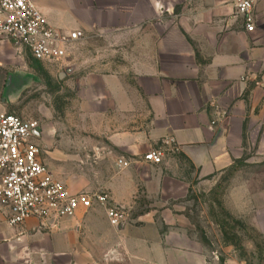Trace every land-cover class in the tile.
I'll return each mask as SVG.
<instances>
[{
  "label": "crops",
  "instance_id": "0c3cea01",
  "mask_svg": "<svg viewBox=\"0 0 264 264\" xmlns=\"http://www.w3.org/2000/svg\"><path fill=\"white\" fill-rule=\"evenodd\" d=\"M235 2L34 0L51 28L84 36L61 64L70 68L67 76L77 71L82 79L76 93L78 122L60 130L38 126L36 144L51 148L48 134L55 131L70 136L62 137V144L93 153L98 173L109 174L96 191L106 192L110 205L127 217L115 229L105 210L94 207L55 226L30 219L9 227L0 207V264H153L147 233L142 225L133 230L131 223L163 215L176 224L171 251L176 257L167 262L161 246L162 261L154 264H221L216 262L218 242L203 246L196 239L186 208L193 181L180 159L200 180L234 171L241 161L251 164L237 170L222 203L264 247V0L255 2L251 33L235 14ZM76 48L79 55L70 58ZM29 57L0 38V110L10 104L3 103L8 75L30 74ZM88 62L90 70L81 71ZM164 138L176 141L177 153L162 148L161 165L142 162L143 154L161 147ZM53 152L58 151H49L52 158ZM118 160L127 165L117 166ZM108 234L118 247L108 246ZM220 249L229 252L228 246ZM116 256L118 263L111 262Z\"/></svg>",
  "mask_w": 264,
  "mask_h": 264
},
{
  "label": "rangeland",
  "instance_id": "374dc122",
  "mask_svg": "<svg viewBox=\"0 0 264 264\" xmlns=\"http://www.w3.org/2000/svg\"><path fill=\"white\" fill-rule=\"evenodd\" d=\"M174 11H176V5ZM165 17H170V15L165 13ZM79 51V48L74 49L70 58L77 57ZM91 67V62L85 63L84 67H81V71L90 70ZM29 69L30 74L37 81L31 82L18 97L10 101L6 112L36 121L38 126L46 125L56 130L70 125L75 126L78 122L76 119V93L82 80L79 73L76 71L67 76L66 70L70 68L49 62L43 63L31 57H29ZM48 135L53 140L52 147L46 148L44 144L38 145L42 160L54 177L66 185L68 189L74 193H91L101 189L100 183L109 181L108 172L98 173V161L93 153L88 155L78 150L76 145L62 144V137H65L66 140L67 137H70L67 134L64 136V134L52 131ZM71 137L72 139L76 138L75 135H71ZM49 151H58V153L53 152L54 157L52 158ZM179 161L189 179L193 181L191 183L192 188L186 196L188 201L186 208L192 212L191 221L197 241L203 246L213 240L218 242L216 246L217 263L262 264L264 262L263 240H259L256 233L242 219L228 213L222 203L227 186L232 177H236L237 170L244 172V169L252 168L251 164L241 161L235 164L234 171L217 173L207 180H200L195 171L184 160L180 159ZM172 209L176 210L175 204ZM143 210L148 211L149 209L146 207ZM159 213H163V210H160ZM124 217H127L126 213ZM131 225L133 230L142 225L143 233H147L150 249L148 259L150 262L152 260L155 262L162 261V255L157 251L161 246L165 249L166 254L163 257L167 262L171 261L173 256L176 257V250L173 249L174 255L171 252L172 248L176 247V224L171 222L170 217L166 215L156 216L153 222L144 224L135 222ZM214 233L217 234L215 239L212 238ZM73 234H71L72 239L70 241L75 242L77 236ZM104 238L108 240L109 247L114 245V247H118L117 242L119 241L111 234L104 236ZM221 246H228L229 252L222 251ZM101 261L108 263L104 259ZM111 262L118 263L117 256L113 257Z\"/></svg>",
  "mask_w": 264,
  "mask_h": 264
},
{
  "label": "built area",
  "instance_id": "2783aa9c",
  "mask_svg": "<svg viewBox=\"0 0 264 264\" xmlns=\"http://www.w3.org/2000/svg\"><path fill=\"white\" fill-rule=\"evenodd\" d=\"M255 2H235V14L242 19L248 33L255 30ZM83 37L80 31L63 32L51 28L34 0H0V38L16 50H26L36 61L61 65L72 45ZM262 93L264 99V86ZM37 129L36 121L0 110V207L6 210V224L18 227L34 219L41 225L55 226L62 219L73 218L78 211L102 207L109 225L120 228L124 214L110 205L106 192L74 193L54 177L36 144ZM162 148L171 154L178 151L173 138H164L161 147L144 153L141 161L161 165L164 161ZM126 165L125 160L117 161V166Z\"/></svg>",
  "mask_w": 264,
  "mask_h": 264
},
{
  "label": "water",
  "instance_id": "95a60500",
  "mask_svg": "<svg viewBox=\"0 0 264 264\" xmlns=\"http://www.w3.org/2000/svg\"><path fill=\"white\" fill-rule=\"evenodd\" d=\"M35 81H37V79L31 74L21 72L9 74L5 84L3 103L14 100L31 84V82Z\"/></svg>",
  "mask_w": 264,
  "mask_h": 264
}]
</instances>
